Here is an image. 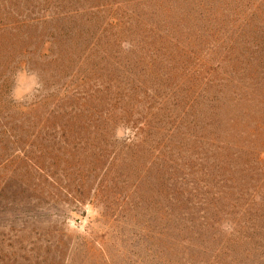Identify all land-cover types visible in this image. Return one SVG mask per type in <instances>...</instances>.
I'll return each mask as SVG.
<instances>
[{
  "label": "rangeland",
  "instance_id": "rangeland-1",
  "mask_svg": "<svg viewBox=\"0 0 264 264\" xmlns=\"http://www.w3.org/2000/svg\"><path fill=\"white\" fill-rule=\"evenodd\" d=\"M0 264H264V0H0Z\"/></svg>",
  "mask_w": 264,
  "mask_h": 264
}]
</instances>
